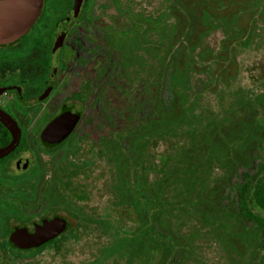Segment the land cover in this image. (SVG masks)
<instances>
[{"label":"rangeland","instance_id":"rangeland-1","mask_svg":"<svg viewBox=\"0 0 264 264\" xmlns=\"http://www.w3.org/2000/svg\"><path fill=\"white\" fill-rule=\"evenodd\" d=\"M135 2L138 7L133 8L134 13L148 15L151 20L160 13L162 3L169 5L166 20L160 19L164 17L160 14L146 27L147 38L141 33L144 43L109 40L111 50L105 49L108 68L117 64L114 53L119 55L118 47L127 55L118 56L120 70L109 83L121 81L131 87L128 101L137 104L133 112L135 143L145 146L150 138V148L145 146L144 167L135 163L134 151L129 155L134 167L122 170L128 162L120 156L118 198L103 199L98 207L103 232L89 238L87 247L45 251L24 260H36L37 264H110L116 260L120 264L119 259L130 253L127 246H119L121 237L130 241L137 233L136 264H264L258 232L237 218L233 199L241 173L264 166V87L251 82L248 71L253 62L259 61L260 53L237 50L232 54L231 38L219 26L223 19L244 28L249 18L244 14L245 2ZM169 24L170 35L161 41V28ZM168 31L165 34L162 30V35H168ZM202 49L207 52L201 58ZM188 52L197 64L189 62ZM129 68L134 71L129 72ZM168 89L171 95L165 108L164 97L161 104L157 98L154 101V94L157 90L161 98L163 90ZM249 89L251 95L246 92ZM188 97L191 105L185 100ZM162 156L167 161L160 167ZM149 173L150 185L157 175L158 189L165 181L174 183L170 188L174 192L171 206L163 208L154 220L173 238L172 245L159 251L150 244V220L143 221L127 204L135 200V178L149 198ZM254 211L264 215L259 208Z\"/></svg>","mask_w":264,"mask_h":264},{"label":"flooded vegetation","instance_id":"flooded-vegetation-1","mask_svg":"<svg viewBox=\"0 0 264 264\" xmlns=\"http://www.w3.org/2000/svg\"><path fill=\"white\" fill-rule=\"evenodd\" d=\"M135 1L81 0L66 28L76 0H41L36 18L23 30V0H0V109L20 130L17 146L0 158V262L37 264L25 261V253L30 258L81 249L102 235L98 207L105 197L118 198L120 156L128 162L122 170L134 167L128 156L135 151L137 105L128 101L131 87L109 83L120 70L118 56L127 55L118 47L117 64L108 68L105 49L111 50L109 40L144 41L141 33L149 23L169 11L162 3L151 20L134 13ZM157 90L154 101L162 104L164 97L166 108L167 91L160 98ZM64 111L77 120L58 140L45 129ZM10 139L0 123V147ZM145 146L150 148V138ZM52 221L63 223L64 230L39 245L12 240L16 229Z\"/></svg>","mask_w":264,"mask_h":264},{"label":"trees","instance_id":"trees-1","mask_svg":"<svg viewBox=\"0 0 264 264\" xmlns=\"http://www.w3.org/2000/svg\"><path fill=\"white\" fill-rule=\"evenodd\" d=\"M244 14H248V24L244 28H237L236 23L234 22H227L226 20H221V23L219 26H223L224 30H226V34L229 35L231 38V45H232V54L234 52H237V50L243 51H249L252 50L253 52L260 53V59L256 63H252L250 67H248V71L250 73V80L253 83H256L255 85H258L259 87H264V0H244ZM169 11L166 10V14H168ZM164 14V13H163ZM168 17V16H167ZM166 15L162 18L163 20H166ZM210 19V18H206ZM159 20V19H158ZM233 23V24H231ZM231 24V25H230ZM166 30L168 31V28L170 27V24L166 26ZM237 28V29H236ZM164 28H161V34L162 30ZM166 31V34H167ZM230 32V33H229ZM170 35V31H168V35ZM137 44V43H135ZM133 45V43H132ZM206 50L202 49L199 53V56L202 58L203 55H206ZM189 56V62L196 63L197 60L194 59V55ZM192 56V57H191ZM190 68L187 67L186 70ZM207 68L204 69V71ZM255 72V73H254ZM187 74H192V71L187 72ZM191 78V76H190ZM168 85L170 86V76H168ZM242 89H238V91H241ZM248 94L251 95L252 90H246ZM171 91L170 89L167 90V100L170 99ZM185 100L190 101L188 98H185ZM187 101V102H188ZM187 105V103H186ZM188 109V105L186 106ZM189 110V109H188ZM192 111H189V115ZM6 133V132H5ZM165 132V134H167ZM8 140V135L7 139ZM145 146H142L141 142H137L135 145V154H136V161L135 163L139 164L144 167V160H145ZM129 163H132V158L128 156ZM165 159L167 161V158L165 156L160 157V167H163L165 164ZM134 162V161H133ZM138 166V165H136ZM138 168V167H137ZM136 168V169H137ZM264 166L259 165L258 169L255 172H247L244 171L241 173L239 181L236 183V186L233 191V199H234V208L236 212V216L239 220H241L244 224L251 225L253 228L256 229L258 232V238L259 242L261 244L262 250H264V215H261L254 211V209L261 210L264 212ZM164 183V182H163ZM160 185L159 187V179L157 178V175L155 179L152 181L150 185V201H147L146 192H143L142 187L140 188V183L135 178L134 180V187L133 191L135 194V200L131 199L127 204L129 207L138 215L140 218H142L143 221L150 220L151 229H150V236H151V246L152 248H155L158 250V248L162 249L168 245H172L171 240L173 239L172 236L164 230V228L161 226L159 222L154 221L155 218L157 219L159 217V214H161L162 209H168L169 206H171L172 199H174L173 191L170 189L172 185H174L172 180H169L168 182L165 181L164 184ZM141 199V200H140ZM125 206V205H124ZM146 219V220H145ZM146 222L143 223L141 226H146ZM140 231V230H138ZM137 231V232H138ZM137 235V233H133V238ZM119 242V246H121V249L127 248L129 249V255H125V257L120 258V264H136L137 258H138V240L136 237L131 239L130 241L124 237H121ZM125 246V247H124ZM134 248H136V252H134ZM139 251V250H138ZM159 251V250H158ZM26 253L24 255L26 257ZM110 264H118L116 260H114ZM254 264H261V262H257Z\"/></svg>","mask_w":264,"mask_h":264},{"label":"water","instance_id":"water-1","mask_svg":"<svg viewBox=\"0 0 264 264\" xmlns=\"http://www.w3.org/2000/svg\"><path fill=\"white\" fill-rule=\"evenodd\" d=\"M81 0H76L72 9L70 18L67 22L68 28L75 19ZM41 6V0H23V30L29 27L36 18ZM27 14V15H26ZM77 116L69 112H62L46 127V131L50 136H55L58 140L64 138L72 129ZM0 123L10 135V141L3 147H0V158L9 154L16 146L19 140L20 130L13 119L0 109ZM65 225L60 222H44L40 226L34 228L23 227L13 231L12 240L23 247L36 246L44 241L53 238L63 231Z\"/></svg>","mask_w":264,"mask_h":264}]
</instances>
